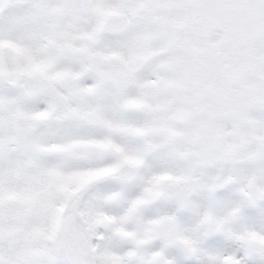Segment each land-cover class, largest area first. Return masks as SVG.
<instances>
[{"label":"snow or ice","instance_id":"obj_1","mask_svg":"<svg viewBox=\"0 0 264 264\" xmlns=\"http://www.w3.org/2000/svg\"><path fill=\"white\" fill-rule=\"evenodd\" d=\"M0 264H264V0H0Z\"/></svg>","mask_w":264,"mask_h":264}]
</instances>
